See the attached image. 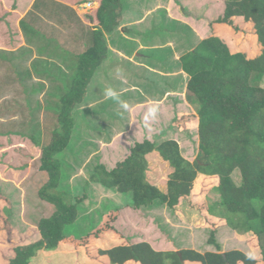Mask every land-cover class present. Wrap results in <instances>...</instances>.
Returning <instances> with one entry per match:
<instances>
[{
    "label": "trees",
    "instance_id": "trees-1",
    "mask_svg": "<svg viewBox=\"0 0 264 264\" xmlns=\"http://www.w3.org/2000/svg\"><path fill=\"white\" fill-rule=\"evenodd\" d=\"M90 2L97 4L94 15H80L94 24L90 45L78 55L67 90L61 87L57 125L45 146L30 137L40 147L39 179H45L37 196L54 211L20 232L10 223L13 200L0 192V264H31L39 251L62 252L65 247L80 254L87 264H264V88L259 84L264 77V0H192L198 10L187 0H171V12L185 22L194 20V28L203 35L194 45L191 35L189 39L181 35L183 41L173 36L184 29L176 33L174 27L165 28L176 43H183L178 66L189 77L186 100L196 109L193 114H177L171 126L179 131L197 129L196 157L192 162L186 160L174 139L158 144L143 140L114 168L97 164L89 177L104 189L130 197L127 201L135 210L154 207L158 201L182 220L184 203H203L205 221L211 227L207 243L217 250L156 251L147 242L132 243L114 226L117 211H110L79 239L64 235L66 228L78 222L82 198L59 189V157L72 138L73 111L87 99L92 79L108 57L105 37L124 19V0H59L66 7ZM7 15L0 14V21ZM152 152L173 169L165 193L146 178L147 155ZM235 171L240 175L238 184L232 178ZM206 187L203 198H198L197 193ZM210 193L218 200L209 205L202 199ZM222 226L244 234L253 256L240 250L220 253L215 234Z\"/></svg>",
    "mask_w": 264,
    "mask_h": 264
},
{
    "label": "rangeland",
    "instance_id": "rangeland-1",
    "mask_svg": "<svg viewBox=\"0 0 264 264\" xmlns=\"http://www.w3.org/2000/svg\"><path fill=\"white\" fill-rule=\"evenodd\" d=\"M191 1L187 0L186 3L198 10L199 7L192 5ZM37 2L38 6L34 8V3ZM163 2L167 0H124V19L114 33L106 35L107 46L116 49L118 47L116 36H120L127 28H133L129 36L139 40L142 48L145 45L149 46L152 41L156 42L155 37H164L159 35L160 31L167 30L162 28L166 15L160 16V8L157 9ZM90 3L93 4L92 9L83 8L84 3L68 8L59 3V0H0V14L9 13L4 21L0 22V47L8 49L5 51L10 53V49L15 48L18 43L25 42L37 50V59L31 60V68L25 65L28 48L21 47L17 59L25 67L19 65L18 68L17 64L12 67L14 63L7 61V67H11L2 71L3 75L7 74L6 76L14 80L15 84L0 94V132L9 133L8 137L0 139V164L5 163L7 167L4 169L0 166V185L5 192L2 193L9 200H13L10 223L20 231L33 226L41 218L50 216L54 211L53 206L37 196V189L45 180L39 179L40 147L48 144L51 132L57 125L56 102L64 92L61 87L63 85L65 91L67 90L70 78L76 71L78 55L90 45V31L94 24L87 18L88 16L83 15L82 20L80 19V22L78 20V15L82 13L94 15L97 4ZM40 8L43 10H39ZM159 17L160 21L155 19ZM183 26L188 29L186 24ZM190 34L192 31L184 29L180 35H172L182 40L181 35L189 39ZM167 38L169 36L165 37ZM198 40L200 41V37ZM182 44L181 42L176 45L182 47ZM151 46L152 44L149 46L150 49ZM159 51L153 50L154 53L151 52V55L153 53L160 56ZM147 52L139 50L140 55L134 58L140 61L143 59L142 54ZM159 63L164 69L162 62ZM59 65L64 66L65 72ZM99 74L101 71L92 79L87 99L73 111L75 124L72 138L59 157L62 162L59 189L73 197L82 198L78 205V222L73 227L66 228L64 235L79 239L95 229L110 211H117L119 216L114 226L132 243L147 242L156 251L179 252L183 249H192L200 253L215 252L217 249L207 243L211 227L208 221H205L203 203L202 205L184 203L181 220L173 210L158 201L154 207L135 210L130 200L127 201L130 198L127 195H120L114 189L107 190L90 182V174L97 164H104L108 170L112 169L113 165H108L113 164L110 160L115 157V154L110 153L112 147H117L119 153L122 152L121 156H116L114 162L123 159L124 152H129L135 143L143 140L158 144L166 139H174L179 143L182 156L189 162L195 159L198 150L195 127L184 131L175 130L176 128L168 124L172 114L154 122L143 110L141 114H137L139 110H134L135 107L129 110L130 104H127L128 108L125 109L121 105L120 101L124 99L120 94L116 97L105 95L108 87L106 84L103 85L105 82L102 83V74ZM106 76L109 78V75ZM56 82L60 85H56ZM259 84L264 88V77ZM180 92L179 90L178 93ZM139 102L141 101L136 100L134 103ZM172 110L173 114H177L178 108ZM195 111L193 106L183 109L184 114H193ZM137 115L138 117H135ZM168 127L173 133L168 132L164 136ZM31 136L40 141V147L33 144ZM156 158L152 157L153 162L150 160L151 163H148L146 178L149 183L165 193L173 169L162 158L160 160ZM5 170L8 173H5ZM232 178L238 184L239 172L235 171ZM207 190L206 187L203 192L197 193L198 198H203L202 195ZM205 198L202 202L207 201L209 205L218 200L214 193L206 195ZM214 206L217 207L214 208L217 211L219 207ZM215 239L220 246V253L240 250L248 256H253L244 234L228 226L218 228ZM59 250L39 251L31 260V264H87L83 257L71 248L65 247L62 252Z\"/></svg>",
    "mask_w": 264,
    "mask_h": 264
},
{
    "label": "crops",
    "instance_id": "crops-1",
    "mask_svg": "<svg viewBox=\"0 0 264 264\" xmlns=\"http://www.w3.org/2000/svg\"><path fill=\"white\" fill-rule=\"evenodd\" d=\"M67 7L72 8L73 6H67ZM159 8H160V16L161 14L166 15V17L164 18L165 20L164 25H163L164 29L169 28V27H174V29L176 30V31L174 30V32L176 33L177 31L180 32L182 29H185L187 31L189 29V31H192V34L190 35L193 37L194 45H196L199 42L198 40L199 37L201 40L203 35L201 36L199 32L197 31V29L194 28V20L189 19L187 22H185L186 20H183L181 17L179 19V17H177L176 15H174V13L171 12L169 0H167V2H163L162 6H159L157 9ZM63 9H67V8H63ZM78 17H79L78 20L80 22V19H81L80 15H78ZM155 19L156 20L159 19L160 21L161 17L155 18ZM3 21H0V22H3ZM180 22H182L183 25L186 24L188 26V29L186 26H183ZM179 23L181 26H179ZM177 26H179V28ZM132 30L133 28L132 29L127 28L126 30L121 32L120 36H116V39H117L116 44L118 46L116 49H111L110 47H108V57L103 62V64L99 67L100 69H98V71H101V74H102V75L99 74L102 77L101 81L102 83L105 82L103 85L106 84L108 89L113 88L112 90H114L117 93V95L120 94L122 96L121 98L124 100L120 101L121 103H126L128 105L129 104L131 105V107L129 108L127 107L129 110H131L132 108L134 109L135 107L134 110L136 111L139 110L137 114L138 113L141 114L143 110L146 112L145 114L148 115L147 117L151 119V121L156 122L157 120H161L172 114L171 120L168 122V124L170 123L171 125L172 120L175 118L177 114H184L183 109L191 106L185 98L186 85H187L189 77L181 70L180 66H178L179 65L178 59L182 54V50L180 51L179 46H178L180 43H176L175 38H172L171 37L172 35H168L169 32L160 31L159 36L164 35V37H160V38L155 37L156 42H153V41L151 42L152 50L149 47L151 44H149V46L145 45V47L142 48L139 40L135 39L132 36H129L131 34L130 31ZM206 31L207 29L205 27L204 32L206 33ZM166 36H169V38L165 39ZM20 44L18 43L15 48L10 49L11 50L10 53L5 51L8 49H3V47H0V70H1L0 71V94L5 93L8 87L12 88L13 85L15 84V81L10 79V77H7L6 76L7 74L4 76L2 71L3 70L5 71V68L10 69L11 66L14 67L16 64L18 68H19V65H21V67H25L23 66V63H20V61L17 59V54L21 53V51L19 50L21 49V47L28 48V51L24 49L25 52L27 51L26 53L27 58L25 59L26 60L25 65L28 68L29 67L31 68L30 66L31 60L37 59L36 48L34 49L31 48V46L26 45L25 42H22ZM124 46H127V48ZM141 48L145 52L148 51L147 54L149 55V59L146 53L142 54L143 59H140V61L134 58L135 56L140 55L139 50H142ZM153 50L155 52L160 50L159 51L160 56L154 55ZM151 52H153L152 55H151ZM158 57H160L159 60H158ZM124 59H126L127 61H125ZM7 61L8 62L10 61L11 63H14V64L7 67V63H6ZM159 62H162L164 69H162ZM59 66L60 67L62 66V69L65 72L64 66L63 65H59ZM98 71L96 73H98ZM106 74L109 75V78L108 76H106ZM57 84L60 85L59 82H56V85ZM179 90L181 91L180 93H178ZM156 94H159V95H156ZM136 100L141 101V102H139L138 104H135L134 102ZM133 103L134 105H132ZM153 106L158 107L155 119L152 115L149 114V108ZM174 108H178L177 114L175 113L173 114L172 109ZM135 113L136 112H134V114ZM135 117H138V115ZM165 132L167 133L164 134V136H166L168 132L173 133L168 128L166 129ZM177 133L179 134L180 132L178 131ZM177 133L175 134L177 135ZM7 134L9 133L5 134V132L3 133L0 132V139L8 137L9 135ZM162 134H163V131H162ZM110 153L115 154V157L113 156L110 160L113 162V164H110V163L108 164L109 166L113 165L112 168H114L117 162L124 160V158H126L129 155L128 151L124 152L125 156L123 157V159L119 161L116 160L114 162V159L116 158V156L117 157H119V155L121 156L122 152L119 153V148L112 147ZM152 157H157L159 160L161 159V157L159 156L157 152H152L149 155H147V161L149 164L151 163L150 160L153 162ZM0 166L4 167V169H7V167L5 166V163L0 164ZM5 173H8V171L5 170ZM0 188H2L0 189V192L1 193L4 192L3 187L1 185H0Z\"/></svg>",
    "mask_w": 264,
    "mask_h": 264
},
{
    "label": "clouds",
    "instance_id": "clouds-1",
    "mask_svg": "<svg viewBox=\"0 0 264 264\" xmlns=\"http://www.w3.org/2000/svg\"><path fill=\"white\" fill-rule=\"evenodd\" d=\"M105 95L107 97H116L117 93L112 90V89H107L105 92ZM122 107H124L125 109L128 107V105L126 103H122ZM158 107L157 106H153L149 108V114L152 115L155 119L156 113H157Z\"/></svg>",
    "mask_w": 264,
    "mask_h": 264
},
{
    "label": "built area",
    "instance_id": "built-area-1",
    "mask_svg": "<svg viewBox=\"0 0 264 264\" xmlns=\"http://www.w3.org/2000/svg\"><path fill=\"white\" fill-rule=\"evenodd\" d=\"M92 3H84L83 4V8H85V9H92Z\"/></svg>",
    "mask_w": 264,
    "mask_h": 264
},
{
    "label": "water",
    "instance_id": "water-1",
    "mask_svg": "<svg viewBox=\"0 0 264 264\" xmlns=\"http://www.w3.org/2000/svg\"><path fill=\"white\" fill-rule=\"evenodd\" d=\"M179 256H180V254H179Z\"/></svg>",
    "mask_w": 264,
    "mask_h": 264
}]
</instances>
